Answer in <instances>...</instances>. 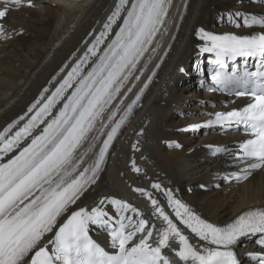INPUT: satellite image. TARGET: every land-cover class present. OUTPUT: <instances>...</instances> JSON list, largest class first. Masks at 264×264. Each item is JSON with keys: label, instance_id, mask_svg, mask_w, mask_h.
Here are the masks:
<instances>
[{"label": "bare ground", "instance_id": "bare-ground-1", "mask_svg": "<svg viewBox=\"0 0 264 264\" xmlns=\"http://www.w3.org/2000/svg\"><path fill=\"white\" fill-rule=\"evenodd\" d=\"M116 1L30 0L27 6L29 0H22L23 6L9 7L0 21L5 28L0 38V135L16 127L47 97ZM170 6L162 35L148 48L147 56L125 70L130 76L125 79L127 75H123L117 81L122 88L115 92L98 125L77 152L74 163L78 167L69 182L94 164L108 135L120 125L95 182L80 193L75 205L67 207L61 220L81 207L103 210L112 205L111 200L118 199L141 206L139 209L157 224L166 222L154 210L155 195L148 192L153 181L172 187L192 210L213 223L229 224L249 210L264 209V168L241 184L215 189L217 178L234 160L230 152L214 154L212 150L233 147L238 136L197 134L195 124L224 109L223 98L189 90L180 82L185 67L204 45L197 36L199 29L231 32L226 19L240 11L264 14V6L254 7L250 0H171ZM195 99L188 109V103ZM133 153L145 175L132 171L129 161ZM185 159L195 166L190 170L180 168ZM141 187L145 191H136ZM168 216L178 228V218ZM179 230L197 251L208 247L183 227ZM50 237L51 233L44 240Z\"/></svg>", "mask_w": 264, "mask_h": 264}, {"label": "snow or ice", "instance_id": "snow-or-ice-1", "mask_svg": "<svg viewBox=\"0 0 264 264\" xmlns=\"http://www.w3.org/2000/svg\"><path fill=\"white\" fill-rule=\"evenodd\" d=\"M3 2L5 7L0 10V21L8 14V4L23 6L22 0ZM170 3L171 0H132L116 39L112 41L100 63L72 94L59 117L52 120L43 130V134L32 140L31 145L18 156L7 164L0 165V264H25V258L37 247L44 234L52 231L57 217L66 211L70 203H75L78 194L95 182L105 153L120 125L117 124L112 129L94 164L69 182L68 178L78 167L74 163L77 159L76 150L94 127V122L103 112L104 106L113 98L114 93L119 91L117 81L126 69L135 67L148 45L160 32ZM126 4L128 0H119L108 18L109 23L104 26L106 30L115 23ZM245 23L264 25V16H251L245 19ZM2 31L0 28V32ZM104 35L105 33L101 32V37ZM197 36L204 42L200 50L214 53L215 63L220 66L219 70H214L211 77L216 86L213 90L232 91L237 96L250 95L253 99V102L241 110L217 113L214 120L207 122V126L243 125L252 138L241 144V159H254L255 162L249 167L260 168L264 166V33L241 36L233 33L217 34L201 28ZM99 42L98 40L97 43ZM89 51L92 52L93 49ZM236 57L259 58L260 69L255 72L246 70L240 74L224 72L225 58L234 60ZM78 68L79 66L74 68L73 73H76ZM71 79L70 75L56 90L53 98L32 117L28 125L16 132L14 137L5 141L4 136L0 135V141H4L0 152L11 151L22 136L29 134L38 117L49 110L66 86H70ZM241 178L247 179V174L236 177ZM153 187L160 189L159 184ZM37 192L39 194L35 195ZM166 194L176 216L180 217L193 233L215 247H204L202 251L194 249L188 238L180 233L169 216L159 207L156 211L167 222L168 227L164 230L157 229L159 241L157 246L153 247L149 243L153 233L146 231L148 220L142 218L133 222L131 217H127L125 223L124 213L137 212V209L122 200L113 199L111 203L119 209L116 220L110 222L106 218L107 213L99 207H93L91 210L81 207L59 228L54 239L48 241L53 245L52 251L47 247H40L31 259V264H170L163 254L165 248L171 247L170 236L179 238L182 248L178 255L185 261L191 260L193 264H239L233 246L242 237L264 235V209L249 210L226 226L218 227L201 219L179 199H174L171 190H166ZM29 197L34 198L25 204ZM149 198L151 199L150 194ZM99 203L102 205L104 201ZM157 203L152 200L153 205ZM90 225L104 227L110 232L111 247L116 249L114 253L105 251L91 239ZM138 233L145 235L129 246ZM261 243H264V240ZM259 264H264V259L260 260Z\"/></svg>", "mask_w": 264, "mask_h": 264}, {"label": "rangeland", "instance_id": "rangeland-1", "mask_svg": "<svg viewBox=\"0 0 264 264\" xmlns=\"http://www.w3.org/2000/svg\"><path fill=\"white\" fill-rule=\"evenodd\" d=\"M194 103H195V100L189 102L187 108L190 109L191 107H193V104H194ZM191 110H192V112H193V111H198V109H195V110L191 109ZM185 160H186V161H184V163L180 164V166H179L180 168L183 167V169L186 168L187 170H190V168H192V167L195 166V165H193L194 162H191V161H189L188 159H185ZM202 160H203V162H205V161H206V158H203ZM191 164H192V165H191ZM194 177H197V176H194ZM148 178H149V176H148ZM230 189H231V188H229V189L223 191V194H227L226 192L230 191Z\"/></svg>", "mask_w": 264, "mask_h": 264}]
</instances>
